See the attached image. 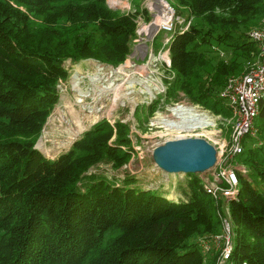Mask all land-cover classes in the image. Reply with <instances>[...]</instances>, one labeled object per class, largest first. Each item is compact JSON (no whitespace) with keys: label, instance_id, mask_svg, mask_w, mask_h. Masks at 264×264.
I'll return each mask as SVG.
<instances>
[{"label":"trees","instance_id":"trees-1","mask_svg":"<svg viewBox=\"0 0 264 264\" xmlns=\"http://www.w3.org/2000/svg\"><path fill=\"white\" fill-rule=\"evenodd\" d=\"M105 1L0 0V264H212L216 254H203L198 238L220 230L223 210L199 175L178 180L170 200L134 174L113 178L97 165L117 170L129 161L125 122L102 118L55 157L35 147L60 98L55 85L68 75L63 60L123 61L136 14L148 17L146 8L121 12ZM170 1L194 21L171 32L163 101L182 93L230 116L219 91L256 54L248 29L263 17L264 0ZM217 46L227 55L207 56ZM157 101L135 108L140 128ZM253 127L237 157L246 172H237V198L227 208L234 232L228 264H264V99Z\"/></svg>","mask_w":264,"mask_h":264},{"label":"built area","instance_id":"built-area-1","mask_svg":"<svg viewBox=\"0 0 264 264\" xmlns=\"http://www.w3.org/2000/svg\"><path fill=\"white\" fill-rule=\"evenodd\" d=\"M148 5L152 6V8H149L152 12L154 11L153 17L150 18L148 9L147 18H145L141 13L136 14V28L134 29L135 37L133 38V41H131L129 52V54L135 55H130L129 57L131 58V60H129L128 64L125 65L132 68V70L136 72L137 75L139 74V77L142 78L140 88L137 89L140 95L145 92V89H149L151 92L150 97L148 99H145L143 103L153 102L158 99V108L162 104L163 96L166 92L165 88L167 82L171 77V72L169 69V59H164L163 56V54L166 53L164 51V48L168 46V41L170 40L171 32L174 29V26H176L177 22H181L182 18H180L179 14H176L175 7L172 5V3L167 0H148ZM134 10L135 8L133 10L128 11ZM189 21L190 20L187 19V22L181 25L179 29L181 30L188 26ZM160 31H162L163 37L156 48L153 45V41L156 37V34ZM248 35L249 39L258 44L259 51L255 54L254 57L251 58V60H246L241 72H238L237 75H229L227 79H225L223 88L221 89V91H219L220 97H222L224 101H226L230 105V117L223 119L221 115H218L213 112L211 113L206 108L207 112H210L209 115L211 119L209 124H207V127H210L212 129L210 134L207 132V139L222 148L227 147L228 149L227 153L225 154L227 156V159L224 162L219 161V158H217L218 166L216 171L214 172L215 175L212 178V181H205L204 179H202L204 175H199L201 179V184H203L205 190L215 200V202H218L221 210H223V214L221 215L219 221L220 230L214 235L205 234L198 238V243L203 254H206L208 251L213 252L214 255L216 254V257L212 264H228L229 262L231 248L233 247L232 236L234 232L233 225L231 224L232 219L229 216V210H227V208L229 201L231 199L237 198V172H246V168L243 166V164L237 163L234 158H237L239 156L242 148L244 147V136L246 134H249L251 136L254 134L253 120L257 115L260 100L264 99V19L261 24L250 28ZM155 49L156 51H158L159 54H156L154 57L153 51H155ZM161 49L163 50L162 56H160ZM145 56V66H143V64L141 65L137 63L138 59H141V57ZM131 89L132 87L128 89V94L133 92ZM59 90L60 89H58V92ZM82 96L83 94L80 95L81 98ZM179 97L181 99H186L182 93H180ZM133 99H131V101H133ZM58 101H60V103L67 102L66 107L68 104H71L72 107H74V104L76 103L75 101L70 103L67 98H62L61 94L60 99ZM175 104L179 105L176 103V101ZM193 104L188 106H182L189 108L190 111H193V113L196 115L202 113L200 111L197 113L196 110H194L193 108H198V105H203L199 103L195 105ZM101 105L102 104L96 105L95 111L96 113L98 112L100 114L99 115L97 113V115H99L100 117L93 114L92 108L94 106L88 104V112H83V114H79L77 112L76 116L78 117V120H80V122L84 121V124L88 123V125H90L96 120H101L102 118H104L103 116H105L111 121L112 118L108 117L110 116V113L112 114L115 105L113 106L109 104L107 107L104 108ZM74 108L76 109V107ZM153 117L155 118V116ZM174 121H176L177 124L184 125L189 120H187L186 116L182 114L176 115ZM217 123H220L221 127H224L226 124H229L227 136L226 132H223L222 128L217 126ZM83 128H81L80 130L82 131ZM157 145L158 143H150V146L148 147V152H150L153 147ZM39 148L46 151L42 143L39 144ZM228 155H230L231 157L234 156L233 160L236 163H232L231 161L229 162ZM130 165L131 164H124L122 167H125L128 170ZM152 168L154 172L153 174L157 178V181L155 185L153 184V186H148L146 184L144 185V187L155 188L157 191H162L165 197H167L168 199H174L177 195H179L176 182H178L179 178H181L182 180L185 179L184 174H182L181 172L172 174L162 169H159L153 160ZM164 188L168 190L164 191Z\"/></svg>","mask_w":264,"mask_h":264},{"label":"rangeland","instance_id":"rangeland-1","mask_svg":"<svg viewBox=\"0 0 264 264\" xmlns=\"http://www.w3.org/2000/svg\"><path fill=\"white\" fill-rule=\"evenodd\" d=\"M167 1L172 3L170 0ZM105 2L109 8L111 9L114 8L121 12L133 10L135 7L146 8L149 10L150 18L153 17L154 11L152 12L150 10L152 6L148 5V0H106ZM179 16L180 18H182L181 19L182 21L177 22L176 26L177 25L181 26L185 24V22H187V19H185V12L180 13ZM263 19H264V15L263 17H261V19L257 20L258 23L256 22V24L250 26V28L261 24ZM190 20L194 21L192 19ZM35 21H37V19L32 18V22ZM86 28L90 29V27H86ZM250 28L248 30H250ZM91 32H93V29ZM162 37H163L162 31L158 32L153 41V44H156L158 46V44L162 40ZM254 44L257 47V51H256L257 53L259 51L258 44L256 42H254ZM164 51L168 54L169 52L168 46L164 48ZM156 54L159 53L155 49V51H153V56L155 57ZM162 54H163V50L161 49L160 56H162ZM206 54L207 56L209 57L211 56L213 59H216L217 57L223 58L225 55H227V52L224 48H220L219 46H217V48L213 47L209 49L208 53ZM130 55H135V54L127 55L123 59V61L120 62L118 61L114 63V65L104 62H97L93 58H87L86 60L83 61L79 60L73 63L69 62L68 59H65L63 60V63L69 69L68 75L66 78L60 79L57 85L55 86L57 89H60L59 94H61V97L67 98V100H69L70 103L74 102L75 98H81L80 95L83 94L84 97L82 96L81 98L82 101L76 102L74 104V107H76L75 109L76 115L77 112L79 114H83V112H88L89 109L88 104L94 106L92 108V112L94 115H97L98 113L95 112L96 105L102 104L101 106L103 108L107 107L109 104L113 106L115 105L112 114L110 113V116L108 117V118L110 117L112 118L111 121L110 119H107L105 116L103 117L112 124H114L116 120H120L125 122V124L127 125L128 127L127 129L129 132L131 145L133 146V149L130 152L132 158L129 157V161L125 163L131 165L129 166L128 170L125 167H122L123 165L120 166L117 170H114L110 162L98 163L97 165L99 166L100 169H105V171L103 172L104 173L106 172V174H109L113 178H119L125 173L131 175L134 174L137 176L138 183H140V186H144L146 184L148 186H153V184L155 185L157 178L153 174L154 172L152 168V158H150L151 153L148 152V147L150 146V143L153 144L159 142L161 143V141L165 139H172V137L183 136V135H184L183 137L201 136L206 140H208L207 139L208 137L206 135L207 132L203 130L196 131L197 129L196 130L184 129V131L181 132L177 130L176 131L168 130L169 127L168 129H166L167 126L164 123L165 118L167 121L168 120L170 121L171 119L175 120V116L172 115L171 114L172 111L169 110L172 107L176 106L175 101L177 104L185 105V106L193 104V102H189L188 100L186 102V99H181L179 97L170 100L168 102L162 100L161 106H159L157 110L153 112V114L150 113L148 115L147 122L143 126L144 128L142 129L137 125V121L136 118H134L133 116V112L137 107V105L144 104L143 103L144 100L150 97L151 92L149 89H145V92L141 95L138 92L137 89L140 88V83L142 81V78L139 77L140 75L139 74L137 75V73L134 72L132 68L126 66L128 64V61L131 60V58L129 57ZM145 59L146 56L141 57V59H138L137 63L141 65L143 64V66H145L146 65V63H144ZM119 65L120 66L122 65V68H120L122 72H119L118 70ZM241 70H239L238 72H241ZM131 87H132L131 90L133 92L128 94L127 93L129 92L128 89ZM131 99H133V101H131ZM66 103L67 102L60 103V101H58L57 103L54 104V106L52 107L53 108L52 111L48 114L46 118L45 121L46 123L40 130V134L38 135L39 137L35 141V145L38 149H40L38 147L39 144L42 143L43 147L46 149V152H44L42 149L40 150L48 158L55 157L56 155L58 156V154L63 152V150H66L68 145L73 140H75L76 137L80 135V131H81L80 129L84 127L82 130H85L89 126L88 123L86 122H85L86 124H84V121H81L79 125H76L74 121L77 117L75 118L72 113H67V110L69 108L66 107ZM193 109L196 110L197 113L199 111L202 112L200 113V116L205 115L206 118H208V120H211L209 119L210 112H207L204 106L198 105V108H193ZM216 114L220 115L219 113ZM99 115L97 116L100 117ZM153 116H155V118ZM221 117L223 119H226L229 118L230 116L223 117L221 115ZM96 121H100V119ZM226 125L224 127H221V124L217 123V126L221 127L223 132H226V136H227V130H229V124ZM207 129H211V128L207 127ZM208 142L214 145L215 152H217L215 153V155L217 156V158H219V161L224 162L227 159V156L225 155L228 150L227 147L222 148L219 145L214 144V142L212 143L209 140ZM248 144L251 145V142L249 141ZM233 157L234 156L231 157L230 155H228V161L229 162L231 161L232 163H236V162L239 163L238 159L235 157L234 158V160L236 161L235 162L233 160ZM91 169L94 170L95 166L93 165ZM206 174L204 176L207 178L203 176L202 179L209 182L212 181V178L214 177L215 174L214 173L210 174L209 172H207ZM163 190L167 191L168 189L164 188ZM109 233L116 235L119 233V231L114 230V231H109L108 234Z\"/></svg>","mask_w":264,"mask_h":264},{"label":"water","instance_id":"water-1","mask_svg":"<svg viewBox=\"0 0 264 264\" xmlns=\"http://www.w3.org/2000/svg\"><path fill=\"white\" fill-rule=\"evenodd\" d=\"M214 148L201 136H178L158 143L150 151V157L159 169L168 173L201 174L215 166L217 152Z\"/></svg>","mask_w":264,"mask_h":264},{"label":"bare ground","instance_id":"bare-ground-1","mask_svg":"<svg viewBox=\"0 0 264 264\" xmlns=\"http://www.w3.org/2000/svg\"><path fill=\"white\" fill-rule=\"evenodd\" d=\"M166 54L167 53L164 54V59H167L168 60V57H167ZM118 68H119L118 69L119 72H121V69L120 68H122V65L121 66H118ZM122 94H124V93H122ZM74 101L75 102H81V98H75ZM67 107L69 108L67 110V113H72L73 116L76 118L77 116H75L76 115L75 114V112H76L75 108L72 107L71 104H68ZM169 110L172 111L171 114L174 115V116H176V115H182L183 114L184 116H186L187 120H189V121L186 122L184 125H180V124H177L176 121H174L172 119L170 121L169 120L167 121L166 118H165L164 123L167 126L166 129H168V127H169L168 130H174V131L177 130V131H181V132H183L184 129H194V130L197 129L196 131L203 130L205 132H208L209 134L211 133V129H207V127H206L207 124H209L210 120H208V118H206L205 115L204 116H200V114L196 115V114L193 113V111H190L189 108H187L185 106L183 107L180 104L172 107ZM173 112H175V113H173ZM74 123H76V125H79L80 124V120H78V117L75 119ZM178 129H180V130H178ZM216 164H217V161L215 163V166L210 171L209 170L208 171H204L201 174L205 175L207 172H209L210 174H213L216 171L217 166H218V164L217 165ZM182 174H184V176L186 177V175L188 173L187 174L186 173H182ZM197 175H199V174H197ZM179 180L184 181L185 179L182 180L181 178H179ZM237 187H238V190H239V182H238ZM206 234L208 235V234H211V233H206ZM203 235H205V234H203ZM211 235H214V234H211Z\"/></svg>","mask_w":264,"mask_h":264},{"label":"clouds","instance_id":"clouds-1","mask_svg":"<svg viewBox=\"0 0 264 264\" xmlns=\"http://www.w3.org/2000/svg\"><path fill=\"white\" fill-rule=\"evenodd\" d=\"M63 64H64V63H63ZM64 66H65V65H64ZM58 93H59V92H58ZM59 99H60V98H59ZM59 99H58V100H59ZM57 102H58V101H57ZM35 146H36V145H35ZM38 147H39V146H38ZM40 149H41V148H40ZM42 150H43V149H42ZM43 151H44V150H43ZM44 152H46V151H44ZM159 192H160V191H159ZM161 192H162V191H161ZM170 200H174V199H170Z\"/></svg>","mask_w":264,"mask_h":264}]
</instances>
